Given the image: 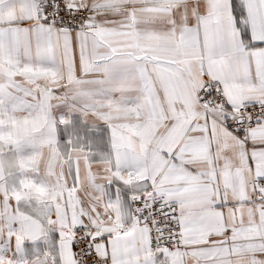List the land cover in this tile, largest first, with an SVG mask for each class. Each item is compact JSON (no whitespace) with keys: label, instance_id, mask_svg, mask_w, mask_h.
I'll list each match as a JSON object with an SVG mask.
<instances>
[{"label":"snow or ice","instance_id":"6c2138e0","mask_svg":"<svg viewBox=\"0 0 264 264\" xmlns=\"http://www.w3.org/2000/svg\"><path fill=\"white\" fill-rule=\"evenodd\" d=\"M0 264H264V0H0Z\"/></svg>","mask_w":264,"mask_h":264},{"label":"crops","instance_id":"0c3cea01","mask_svg":"<svg viewBox=\"0 0 264 264\" xmlns=\"http://www.w3.org/2000/svg\"><path fill=\"white\" fill-rule=\"evenodd\" d=\"M86 146H88V145L86 144ZM91 147L95 151L97 146L95 144H93V145H91ZM47 156H48L47 149H45L43 157L39 161V168H40L41 172H43V170L46 167ZM22 184H23V187L21 190L22 195H25V196L32 195V196L38 197L39 199H48L49 198L50 193H49L48 188H46V187L42 186V184L36 182V180L33 178V176L29 175V176L24 177L22 179Z\"/></svg>","mask_w":264,"mask_h":264}]
</instances>
